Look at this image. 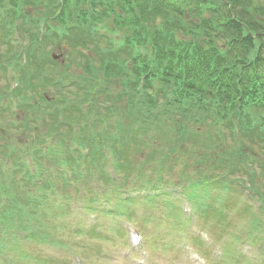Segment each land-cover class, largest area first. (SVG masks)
I'll list each match as a JSON object with an SVG mask.
<instances>
[{"label":"trees","instance_id":"1","mask_svg":"<svg viewBox=\"0 0 264 264\" xmlns=\"http://www.w3.org/2000/svg\"><path fill=\"white\" fill-rule=\"evenodd\" d=\"M55 3L69 14H78L83 26L72 28L74 35L65 37L60 44L64 42L79 54L81 61L84 59V71L77 75L79 81L90 88L98 86L95 108L88 111L85 118L80 116L77 109L78 114L72 120L77 119L86 125V120L90 121L94 119L93 115L96 116L97 120L91 122V129H95L93 135L102 138L101 147L107 140V145L115 149L123 172L127 168L130 170L131 161L126 166L130 139L133 138L134 145L144 150V142L147 143L148 139L173 140L176 134L184 137L181 142L204 147L202 131L205 129L211 140L231 136L241 140L243 148L252 149L254 163L263 175L258 180L257 167L250 163L251 170L248 172L252 185L249 188L259 197L264 196V135L257 131L259 118L253 122L248 119V112L256 116L264 115V0H0V43L11 33L8 24L16 20H21L29 28L33 43L45 40L47 32L40 33L37 23L54 13L53 8L49 10L45 5L53 7ZM26 7L32 14L30 24L25 22L22 12ZM95 21L112 33L127 31V43H132L135 38L139 45L138 56H132V49L126 42L123 46L122 43L115 46L113 38L104 37L103 43L95 31ZM31 48L33 50L26 67L34 64L35 46ZM98 61L102 62L100 66L106 76L105 83L96 77L100 73L95 72ZM176 74L178 78H175ZM69 75L65 71L62 80L68 79ZM44 82L56 88L52 81ZM178 82L190 90L182 97L172 94L180 90ZM116 84L120 85L118 94ZM170 85L165 90V86ZM195 86L207 92L196 91ZM214 91L218 98L213 96ZM193 97L204 104L205 98L211 99V104L204 106L189 102ZM102 101L103 105L100 104ZM55 102L61 104L63 98ZM208 112L216 113L214 122L207 118ZM261 120L264 122V116ZM111 121L118 129L117 133L112 129ZM105 122H109V125L104 127ZM220 123L226 127L218 129L216 125ZM234 124L238 127L235 134ZM55 125L58 148L62 149L56 157L58 160L65 156L75 158L68 153L69 136L64 135L68 125L64 123V116L58 118ZM89 132L87 129L80 131L81 140L97 145ZM124 132L127 141L121 139ZM250 144L259 151H255ZM31 148L36 154L44 153L41 147L29 146ZM44 150L47 154L52 149L44 146ZM224 151L226 153H222L220 158L235 153L241 156L237 144ZM98 154L97 151L92 152L89 163L96 161L100 156ZM38 160L41 167L39 178L46 182V189L52 184L50 173L48 167L44 166L45 159L40 157ZM259 160L263 164L258 165ZM241 164H235L233 173L242 168ZM80 167L75 169V180L83 176ZM87 171L90 173V169ZM99 176V173L96 174L95 179ZM61 182L71 184L65 183L62 178ZM12 183L15 185L17 182ZM37 195L27 196L25 192L22 197L15 191L5 210L9 220L13 215L32 219L34 213L28 207L47 202V196L41 195L40 199ZM23 198L28 202L20 204Z\"/></svg>","mask_w":264,"mask_h":264},{"label":"rangeland","instance_id":"2","mask_svg":"<svg viewBox=\"0 0 264 264\" xmlns=\"http://www.w3.org/2000/svg\"><path fill=\"white\" fill-rule=\"evenodd\" d=\"M258 25L260 24L258 23ZM28 43H30V47H31L32 44L29 40H28ZM35 44L38 45V40L35 41ZM17 48L20 50V52L22 51V46H18ZM35 49H36V55L34 56H35L37 65L42 64L44 68L46 69H43V66H37L35 70H33V73L31 76V81H33L34 84L30 85L29 87H26L25 84L23 85V89L26 91L28 97L26 96L27 100L22 99V102L25 103V106H24L25 109L29 110L28 112L23 111V114L24 115L28 114V123H31V124L28 126L22 127L20 130H17V135L19 139L23 141V143L26 141L31 142L32 141V131L34 130V127H36V132L39 135L38 140H40L41 145H44L43 143L44 140L47 141L51 139L49 136H47V131L53 120L54 113H57L59 111L58 109H55V108L56 106L61 107L63 105L57 104L55 102V98L59 97L61 94V89L58 87L49 88V86L48 87L45 86L44 84H42V82H44V80L49 77L50 79H52V78L61 76L62 74H64L65 71H67V73L81 75L84 71L82 68V65L84 64V59H82V61L81 59H77L79 64H77L76 67H72V63H73L72 54H74L73 52L72 53L70 52L72 48L67 47L66 44H63V43L61 45L60 42H55V44H44L43 52H42L43 54L41 55H39V48H35ZM6 51H7V47L5 45L0 44V61L3 59V55H5ZM53 53L59 56V58H57V60L55 59V61L52 59ZM38 55H39V58H38ZM16 56L17 54L15 55V57ZM77 57L80 58L79 55ZM63 61L65 62L63 63ZM6 63L11 66L16 65V62L14 60L7 61ZM101 63L100 61H98L96 64L98 67L97 69H95V72L100 71V73L96 75L99 81H100L99 75L104 74V71H102L103 68L100 66ZM65 65H69V67L66 69L63 68V66ZM44 70H46L45 75L42 72ZM11 81H15V80H11ZM5 84L6 86L9 85V79L4 77V74L1 73L0 74V97H1L0 103L1 104L5 103L7 105V109L14 110V108H16L15 106L19 107L18 104H14V103H20L19 97L14 96L12 99L10 97L11 95H7L6 90H5L6 89ZM10 87H11V82H10ZM39 87H44L45 91L43 90L40 91ZM116 87H117V94H118L120 91V85L116 84ZM37 89L42 93L44 92L45 95H49V97L52 100H53L52 96L55 95L53 103L46 101V99L44 98V100L46 101V102L44 101L45 104L42 102L43 106L42 107L39 106L41 108V112H43V109H44V117L40 115L41 113L39 111L37 112L32 109L35 106V104L38 106L37 100H39V98L41 97ZM50 98L49 100H51ZM115 102L117 104L119 103L118 100H116ZM30 104H33V105L30 106ZM105 104L107 103L105 102ZM35 114L40 115L41 118L39 120H34L36 118ZM249 115L250 114H248V118H249ZM9 116H10L9 112L4 117L0 115L1 117L0 120L5 121L6 123L7 118ZM108 125H109V122H107V126ZM111 125H112L113 131L117 133L118 129L114 126L113 122L111 123ZM202 132L204 136L203 141L208 143L211 147H212V143L213 145L216 144L213 142L214 139L216 140V142H218L221 145L220 148H218L217 146H214L213 150L207 151L203 157L204 158L203 167L200 169L199 174H207L209 176H212L213 175L211 174L213 171L212 166L215 160H219L220 157L222 156L223 151L227 148L224 145L229 144V143L234 144V142L231 137H229L228 139H225L224 142L215 137L211 140L209 132L207 130L203 129ZM121 139L123 141H127L128 138L125 132L121 136ZM110 142L111 141L109 140V143ZM130 144L132 145H130V150L128 154L131 155L130 156L131 162H133L136 158L143 157V155H145L144 152L146 151V149L140 150L136 145H134L133 141H131ZM168 145L170 149L175 148V150L171 151L168 156L166 177H168L170 181H176L178 179H182L180 177L182 175L184 176L186 172L192 171L193 163L196 161V155H195L193 146L185 145L181 142L179 143L178 140L170 141L168 144L166 143L167 149H168ZM238 145L239 146L241 145L240 142ZM250 146L254 148L255 151H259V149H257L252 144H250ZM19 155H22V152H20ZM120 155H121V152H120ZM44 157L46 158L48 162L47 164V162L45 161L44 166H46L47 164V167L51 169L53 173L54 172L57 173L58 172L57 168H58L59 163L57 161L58 159L56 157V153L52 150H49ZM8 159L13 161L12 159H10V157ZM86 164L87 165L85 166V170L87 171L88 169H90L89 176H95L96 174H98V171H97L98 170L97 167L99 165L98 162H92V163L88 162ZM12 166L13 167L15 166L14 161L12 162ZM256 167H257L256 169L258 173V180H260L263 174L260 171H258L260 169L259 166H256ZM219 171H222V170H219ZM13 176H14L13 178L17 176V183L14 185L16 189L14 190L17 192V194H19L22 197L24 193L27 192L28 189H36L38 187L44 188V184L46 183L42 180H40V182L36 180H32L31 182H29V184L31 185H28L26 183H23L25 182L24 180L25 177L23 174L13 173ZM87 177H84L79 181H74V182H71V184H68V185H72L71 187H67L66 185L62 184L60 180L52 181L50 179V181L52 182L51 185L54 186L53 190L54 189L58 190L56 193H58L59 197H62L65 194L64 196L65 199L73 200L71 199V197L75 198L76 196V189H77L76 186L84 185V179ZM123 178H126L124 179L125 182L130 184V179L127 178V176L123 175ZM241 179L246 181V183H251L252 181V179H248V176L247 174H245V172L241 174ZM9 182L12 183L11 180ZM4 185H11L10 187L7 186V189L9 190V193H10V199H11V196H14L15 194L14 190L11 194L12 184H4ZM107 189L111 190L109 187H107ZM108 194L111 197L109 202L107 201L106 203L105 201H102V203L100 202L96 204L95 210L91 212L85 211V210H79V207L78 209H73L72 218H69V215L61 214L58 210H56L53 207L46 210L45 208L42 207L43 206L42 204L40 206L28 207L29 211H32L34 213V215L31 214L33 218L30 220L27 217L16 218L15 215L12 216L11 220H8L7 218L8 214L3 212L0 209V229H5L4 233L8 234V240H3V239L0 240V264H5L6 260H8V263H12V264H76L77 262H79L78 259L71 258V256L68 257L65 255H61V251L59 250H58L59 254L55 253L54 257H51L46 254L39 255L37 252L35 243L29 244L30 247L26 246L24 243H19L16 245L12 244L14 243L16 239H18L19 233H22V236H26L27 234L30 235L32 231H34L36 234H38L42 238L45 237L46 239H48V242L67 246L69 248L82 252L86 256L90 264H131L129 261H126L124 258H122V250L126 247V245H124V240L120 233L121 231L117 230V227L121 226L123 222L124 224H126V220L123 218H117L113 214H103L101 212V208L102 207L107 208L108 203L110 202L114 204L115 206L119 205L117 203L118 202L116 198L117 196L115 195L113 196L112 191H108ZM218 194L220 195L218 196ZM41 195L39 196V198L42 197ZM186 198H187V204L190 206V208H191L192 203L196 202L201 208L208 210L209 213L205 212V217H208V216L212 218L220 217L222 212H226L229 209L227 206V204L230 202L229 196L227 195L225 191H222V190L216 191L215 185H194L186 193ZM27 202L28 201L25 198H23V202L20 204H25ZM37 202L39 201L37 200ZM59 205L60 204L57 202V206ZM160 205L166 206L164 201H161ZM24 208L26 207L24 206ZM66 209L68 210L67 206L64 208V210ZM120 209L122 210L123 208H121L120 206L118 210ZM130 209H131L132 216L130 213ZM130 209L127 212L128 215H130L131 218L135 220L136 222L140 221L143 215L142 203L131 204ZM165 209L168 212L176 215V217L181 218L182 221L180 223V226L181 227L185 226L184 219L186 218V213L184 212V209L181 206L180 202H177V201L171 202L167 208L166 207L162 208V210L164 211ZM212 210L217 211V213L213 212ZM68 214H70V212H68ZM124 215H127V214H124ZM156 215L159 217L155 222L151 224V228L148 231V236L146 235L147 239L149 238L151 239L153 236H156V235H159L160 237H162L164 233L165 235H168V236L171 235L172 226L170 224L172 223L166 222L164 220V216H161L162 215L161 212L156 213ZM236 215H237V219H233V217H231L228 220L227 219L222 220V223L227 222L226 224L231 225V226L236 225L237 223L240 224V222H237V220L239 218H242L241 214L238 213ZM155 219L156 217L152 216V220H155ZM42 222L46 225L45 228L40 226ZM177 223L178 222H176V224ZM8 225H9V228H8ZM210 225L214 226L213 223H210ZM218 228H220L219 225H218ZM91 229H93L92 232H91ZM226 229L227 228L225 226L224 230L226 231ZM1 231L2 230H0V232ZM213 231L214 233L219 234L218 229H214ZM256 235H257L256 243L263 249L262 252L264 253V241L258 239L259 234H256ZM29 239H30V236H29ZM161 244H162L161 247L159 248L156 247V248L163 251L164 249H166L165 246L172 244V241H170V238H165L161 241ZM175 245L180 246L181 243L178 242V243H175ZM156 248L152 246L153 254L157 250ZM6 251L8 253L5 258ZM166 251L170 255L171 260L168 262L165 261L164 264H176V262H178L179 260V256L175 253L173 249H167ZM51 252L52 250L48 251V254ZM72 252L73 254L78 255L76 251H72ZM255 254H257L256 251L254 252V255ZM40 257H41V262L39 260ZM164 258L165 256L162 254H160L157 257L158 260H161ZM182 258H183V255H182ZM152 264H156V263L152 262ZM227 264H233V263L228 262Z\"/></svg>","mask_w":264,"mask_h":264},{"label":"snow or ice","instance_id":"3","mask_svg":"<svg viewBox=\"0 0 264 264\" xmlns=\"http://www.w3.org/2000/svg\"><path fill=\"white\" fill-rule=\"evenodd\" d=\"M134 240H138V238H135V237H134Z\"/></svg>","mask_w":264,"mask_h":264}]
</instances>
